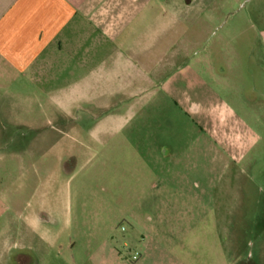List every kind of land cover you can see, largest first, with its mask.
<instances>
[{
	"label": "crops",
	"instance_id": "0c3cea01",
	"mask_svg": "<svg viewBox=\"0 0 264 264\" xmlns=\"http://www.w3.org/2000/svg\"><path fill=\"white\" fill-rule=\"evenodd\" d=\"M187 3L0 0V140L3 120L9 115L5 108L11 112L14 129L30 131L35 130V107L49 112L55 108L67 123L75 112L82 114L75 121L74 140L60 134L63 139L51 148L47 146L50 134L35 133L29 140L35 148L10 153L27 176L12 197L4 196L0 178V264H264V130L249 138L240 135L234 144L233 206L221 216L218 244L197 241L191 228L164 232L156 215H97V220H106L105 226L84 228L77 226L78 217L72 211L68 157L103 154L104 148L90 144L100 134L125 129V112L135 106L138 94L164 85L158 72L174 68L166 85L175 88L183 83H178V76L185 75L186 68L178 70L176 59L194 48L195 34L201 39L202 32L196 28L208 27L213 18L209 13L205 16L212 11L209 6H201L198 11L203 13L196 15ZM179 43L184 44L181 50ZM257 46L262 54H252L253 77L264 76V31ZM171 53H175L174 61ZM209 69L216 77L222 76L217 68ZM260 84L257 89L264 91V78ZM167 98L189 116L185 107L189 101H180L171 92ZM217 106L204 113L205 131L244 134L229 132L226 111ZM251 106L252 122L264 129V101L253 100ZM20 111L26 112V118H13ZM84 122L90 125L85 128ZM123 151L116 153L124 155ZM21 153L27 158L19 159ZM1 154L2 148L0 163ZM52 156L56 160L53 173ZM139 164V173L144 172L146 164ZM162 170L155 187L172 182L163 178ZM142 176L138 174L140 182ZM120 178H125L123 172ZM21 195L28 200L24 202ZM137 197L133 201L142 200L141 194ZM116 202L123 203L125 198ZM118 219L129 220L133 229L117 230L113 224ZM136 252L138 260L133 259Z\"/></svg>",
	"mask_w": 264,
	"mask_h": 264
},
{
	"label": "rangeland",
	"instance_id": "374dc122",
	"mask_svg": "<svg viewBox=\"0 0 264 264\" xmlns=\"http://www.w3.org/2000/svg\"><path fill=\"white\" fill-rule=\"evenodd\" d=\"M161 1L165 0H157ZM174 1L178 4L188 2ZM187 4L193 6L196 15L203 13L198 11L201 6H209L212 11L205 12V16L209 13L213 18L208 27L196 28L202 32L199 33L201 39L195 34L194 48L176 59L178 70L186 68L185 75L178 76V83L180 80L183 83L175 88L166 85L175 73L174 68H169L165 74L158 72L157 77L164 85L157 84L138 94L135 106L125 112V129L118 134H100L98 140L90 144L96 149L104 148L103 154L98 157L80 155L72 160L68 157L66 178L73 197L72 211L78 217L77 226L103 227L106 220H97V215L109 217L140 212L150 217L159 216V228L164 232L191 228L197 241L220 243L221 216L233 206L235 192L234 144L240 135L249 138L252 133L264 130L252 122L251 106L253 100L264 101V91L257 89L264 76H251L252 54L254 51L256 55L262 54L257 43L264 31V0H190ZM183 45L178 44L179 50ZM170 55L174 61L175 53ZM211 66L222 76L213 75ZM252 78L259 79L260 83H254ZM169 92L178 100L192 104L185 106L189 116L180 105L181 108H176L167 101ZM213 105L226 111L224 121L229 132L234 129L244 134H208L203 118ZM33 109L35 130L30 131L14 129L11 112L5 108L9 115L3 120L0 140L3 158L0 178L4 196H15L14 190L21 188L27 176L23 165H19L18 159L10 153L35 148L29 144L35 133L50 134L47 146L51 148L63 139L60 134H68L66 138L74 140L76 118L82 117L80 112H75L72 121L67 123L62 122L55 108H51V112L47 108ZM17 114L13 118L27 116L25 111ZM47 116L50 120H46ZM83 125L86 128L90 123ZM83 137L85 139L86 134ZM116 150H124L125 154L116 153ZM144 152L146 156L141 155ZM18 158H27V155L21 153ZM249 158L250 155L244 162ZM54 159L52 156L50 161L52 173L56 167ZM140 162L147 166L141 173ZM161 168L163 178L172 182L155 187L153 185H159L157 176ZM122 172L124 179L120 178ZM138 174L143 175L141 182ZM139 194L142 200L133 201ZM20 197L24 202L28 200L26 195ZM120 198H125V202L117 203ZM113 225L117 230L133 229L129 220H114Z\"/></svg>",
	"mask_w": 264,
	"mask_h": 264
},
{
	"label": "built area",
	"instance_id": "2783aa9c",
	"mask_svg": "<svg viewBox=\"0 0 264 264\" xmlns=\"http://www.w3.org/2000/svg\"><path fill=\"white\" fill-rule=\"evenodd\" d=\"M139 256H140V254L138 252H136L135 255L133 256V259L138 260Z\"/></svg>",
	"mask_w": 264,
	"mask_h": 264
}]
</instances>
